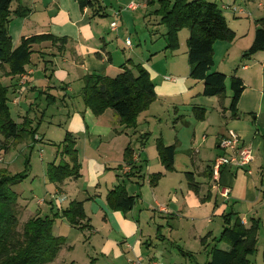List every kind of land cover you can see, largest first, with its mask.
Here are the masks:
<instances>
[{"label": "crops", "instance_id": "1", "mask_svg": "<svg viewBox=\"0 0 264 264\" xmlns=\"http://www.w3.org/2000/svg\"><path fill=\"white\" fill-rule=\"evenodd\" d=\"M91 1L92 6L83 8L77 0H14L10 5L11 11L23 12L11 16L8 23L13 47L38 35L56 40L34 44L25 74L6 78L12 103L19 109L21 102L29 99L61 101L69 122L67 130L76 137L79 177L66 180L71 186L68 193L62 184L55 186L48 199L51 214L59 215L72 201L82 203L85 218L80 226L85 228L80 232L87 234L100 264H138L137 259L140 264H173L178 258L174 252L168 253L169 249H176L185 260L177 264H203L213 246L227 248L213 239L223 230V216L232 214L245 228L256 223V253L253 263L250 261L264 264V50L243 57L264 21V0H212L234 39L214 43L210 71L226 76V88L231 77L242 81L235 114L228 109L230 90L228 94L225 90L224 98L205 97L201 82L189 77L188 30L177 33L176 49H167L165 43L153 54L147 48V33L161 37L166 33L154 13L157 3ZM129 4L134 8L127 9ZM225 6H236L244 13L223 10ZM116 13L117 27L112 31L109 24ZM127 39L130 46L125 45ZM153 59L158 62L146 65ZM128 60L146 69L155 92V101L139 114L134 129L121 125L110 109L93 115L80 96L85 76L115 77ZM228 130L238 135L252 160L243 169L222 166L215 183L210 166L225 154L219 142ZM144 134L147 139L141 146ZM34 137L35 144L44 141L37 133ZM157 141L175 146L171 171L160 162ZM127 148L132 152L129 165L124 161ZM39 157L42 160L41 150ZM157 174L151 184V176ZM44 179L48 183L46 175ZM116 188L135 199L130 211L114 210L106 200ZM224 189L227 196L222 194ZM54 195L64 200L58 202ZM36 203L39 205V200ZM164 255L171 258L165 260Z\"/></svg>", "mask_w": 264, "mask_h": 264}, {"label": "trees", "instance_id": "2", "mask_svg": "<svg viewBox=\"0 0 264 264\" xmlns=\"http://www.w3.org/2000/svg\"><path fill=\"white\" fill-rule=\"evenodd\" d=\"M14 0H0V72L5 78L12 80L25 74V66L30 64L32 46L44 41L56 42L51 36H32L22 39L13 47L8 34V23L11 16H22L23 12L11 11L10 5ZM80 8L92 6L91 0H77ZM158 4L155 14L159 17V24L166 28L167 49L177 48V33L182 29L189 31L186 40L187 62L189 77L202 84V95L205 97L224 98L226 90V76L220 72H212L213 45L217 41L230 42L234 33L228 28L221 9L212 0H145L147 6ZM61 50V49H60ZM264 50V21L260 22L255 31L250 48L243 54L248 57ZM128 69L126 64L115 77L89 75L83 78L80 90L82 103L95 116L101 115L110 109L125 128L136 127L137 116L147 110L155 101L154 86L146 69L139 64H132ZM10 86L0 82V136L3 138L0 150L6 153L10 144L25 143L30 147L36 145L35 134L29 121L23 119L22 124L12 120L6 105ZM231 92L228 109L232 114L236 112V105L243 90V83L237 77L229 79ZM147 135L141 136L140 145L144 144ZM157 152L162 166L167 171L173 169L175 146H164L157 141ZM59 154L57 163L46 165V177L49 183L60 184L63 180L77 179L79 165L75 150L73 135L66 132L62 141L57 145ZM132 152L127 148L124 151V161L131 163ZM134 166L131 168V170ZM126 174V173H125ZM25 177V172L12 174L6 167L0 166V264H49L55 259L65 240L52 235L54 218H62L73 227L83 230L80 222L85 218L81 202H71L68 207L54 214L53 219L48 217H33L22 226V234L16 232L17 213L15 204L17 194L11 186L17 185ZM157 175L150 178L151 184L158 179ZM139 178V177H136ZM112 204V209L122 212L130 211L135 199L125 193L123 189H114L106 196ZM223 230L215 240L228 245L226 249L213 246L209 251V258L203 264H251L250 258L256 253L257 225L252 223L245 228L235 215L223 216ZM264 258V256H263ZM89 264H96L95 259Z\"/></svg>", "mask_w": 264, "mask_h": 264}, {"label": "rangeland", "instance_id": "3", "mask_svg": "<svg viewBox=\"0 0 264 264\" xmlns=\"http://www.w3.org/2000/svg\"><path fill=\"white\" fill-rule=\"evenodd\" d=\"M147 36L146 46L153 54H155L154 52L156 51H160L161 45L163 46L166 43L167 46L168 44V40L164 32L162 37L165 41H163L161 34L157 35L153 33L152 36V33H147ZM132 38L133 37H131V39ZM150 38H152L151 41ZM148 58L149 55L147 54V59ZM146 62H148L146 65L149 66V64L153 65L158 61L153 59L150 63L149 61ZM161 66L162 65L160 63V66L157 67L160 68ZM5 81H7L6 78L0 74V82L2 85L6 86ZM228 93L229 88L227 86L226 94ZM47 99L48 98L46 97L43 99H34L32 101L29 99L26 103L22 101L19 109H17L16 104L12 103L11 96H8L6 101V105L14 122L20 125L23 123V119H25L29 121L33 129L36 130L37 135L44 137V141L42 143H38L33 146L31 145V147L25 143H19L17 145L14 143L12 146L10 144L8 151L2 154L3 161L0 164L1 167H6L12 174L25 172V177L21 180V182L17 185L11 186V189L17 194V201L15 204L17 213L16 232L19 235L22 234L23 224L30 218L39 216L53 219L48 199L50 194L54 192L55 186L58 187L62 184L61 188L66 193H68V190L71 188V186L67 185L68 181L66 180H63L60 184H54L49 182L46 183L44 179L46 175V165L51 162L57 163L60 160L59 154L56 156V151L59 150L57 145L62 141L65 133L68 132L67 124L69 125L68 120L66 121V111L62 108L63 103L53 98L52 101ZM225 103L228 105L227 100ZM69 112V117H71L72 110L70 107ZM73 137L76 140V137ZM3 142V138L0 136V148H2L1 146ZM205 145L206 144H204V147ZM40 150L43 152L42 160L39 157ZM180 164L181 163L177 161L178 168L181 167ZM36 200L40 201L39 205L36 203ZM94 221L96 220L94 219ZM80 231L81 230L78 231L70 228L65 220L60 221L58 218L53 219L51 230L52 235L64 238L65 246L60 248L55 259H53V261L49 264H89V261L92 259H96V264L99 263L96 258L97 254H94L91 250L92 248L89 246L90 240L87 238V234H85V232L81 233ZM218 245L219 246L217 248L219 249L225 248L222 244ZM226 247H228V245ZM169 252H174L175 256L178 258V260H174L173 264L183 263L185 261L176 249H169L168 253ZM164 258L167 260L171 257L170 255L169 257L164 255ZM254 258L255 255L250 258L252 263ZM259 258L261 259L260 256Z\"/></svg>", "mask_w": 264, "mask_h": 264}, {"label": "built area", "instance_id": "4", "mask_svg": "<svg viewBox=\"0 0 264 264\" xmlns=\"http://www.w3.org/2000/svg\"><path fill=\"white\" fill-rule=\"evenodd\" d=\"M134 8V4H129L127 6V9H133ZM223 10H227V11H231L235 14H241L243 15L244 11H242L241 9L237 8L236 6H225L223 7ZM117 15L118 13L115 14V18L114 20L109 24V27L112 31H116V27H117ZM125 45L126 46H130V42L129 39L125 40ZM22 80L24 79V77L21 78ZM21 84H24L23 81H21ZM219 148L225 152L224 155H220L217 158H215L210 166V170H211V176L212 179L215 181V183L218 181L219 178V171L220 168L222 166H228V167H235L238 169H243L246 168L248 166V164L250 163V161L252 160V155L251 152L249 151L248 148H246L245 146L241 145L240 140L238 135L233 132V131H227L225 136H223L220 139L219 142ZM3 152L0 150V164L3 161V156H2ZM126 170V172L129 171L128 167L124 168ZM248 174H250V171L247 172ZM223 196H227V190H223L222 192ZM53 198H55V200L58 201V199L64 200L63 197L61 196H56L54 195ZM58 201V202H60ZM40 203V201H39ZM137 263L140 264L141 261L140 259H137ZM145 264H159V262L156 261H151L149 263H145Z\"/></svg>", "mask_w": 264, "mask_h": 264}]
</instances>
